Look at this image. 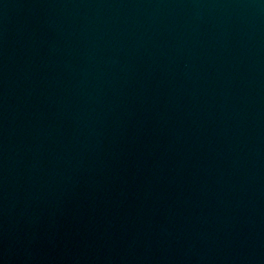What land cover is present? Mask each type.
<instances>
[{
    "label": "water",
    "instance_id": "1",
    "mask_svg": "<svg viewBox=\"0 0 264 264\" xmlns=\"http://www.w3.org/2000/svg\"><path fill=\"white\" fill-rule=\"evenodd\" d=\"M0 264H264V0H0Z\"/></svg>",
    "mask_w": 264,
    "mask_h": 264
}]
</instances>
